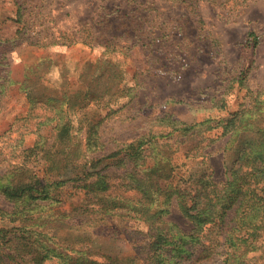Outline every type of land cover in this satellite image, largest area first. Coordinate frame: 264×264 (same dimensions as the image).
<instances>
[{"label": "rangeland", "instance_id": "rangeland-1", "mask_svg": "<svg viewBox=\"0 0 264 264\" xmlns=\"http://www.w3.org/2000/svg\"><path fill=\"white\" fill-rule=\"evenodd\" d=\"M0 36L9 40L0 50L6 51L3 57L15 80L0 95V174L19 167L58 181L44 205L35 207L40 211L33 210L36 222L44 225H33L37 234L32 239L48 242L49 235L63 246L88 250L98 261L106 256L146 257L153 232L166 235L171 246L179 241L177 235L192 230L174 199L162 218L165 223L156 217L105 214L93 192L63 176L82 172L78 164L86 159L166 134L168 118L186 123L209 119L210 129L205 125L188 137L175 133L167 146L145 145L135 163L111 165L113 159L103 158L102 165L111 195L136 197L135 190L124 186L130 174L151 168L169 151L177 164L185 154L196 153L187 160L193 167L191 183L201 171L221 187L225 168L260 137L264 0H0ZM24 76L27 84L20 86ZM235 111L247 113L243 118L251 127L224 131L217 122ZM57 117L68 124L65 142L56 137ZM36 143L50 146L46 161L43 151L30 153ZM61 148L79 150V155L65 168L47 172L48 160L65 164ZM188 200L186 196V204ZM12 204L0 195V207L8 210ZM8 224L0 220V226ZM218 229L217 224L204 229V243L210 247L196 246V264H221L225 248L216 246L223 241ZM254 239L249 236L236 249L235 258L243 260L229 262L264 264V248L252 247ZM44 264L59 263L50 259Z\"/></svg>", "mask_w": 264, "mask_h": 264}, {"label": "trees", "instance_id": "trees-1", "mask_svg": "<svg viewBox=\"0 0 264 264\" xmlns=\"http://www.w3.org/2000/svg\"><path fill=\"white\" fill-rule=\"evenodd\" d=\"M19 10L20 7L17 8L16 14ZM250 35L252 36L253 33H249ZM8 41L0 36V47ZM5 52L0 50V95L9 90L10 85L15 84V80L10 76L8 63L3 57ZM27 71L28 68L25 72ZM26 84L27 80L24 76L19 85ZM41 87L43 88L42 85ZM240 112L235 111L230 119L223 123L218 121L217 124L220 123L224 131L229 130L232 131L231 133H236L239 129H248L251 127L250 123L243 118L247 113ZM208 122L209 119L186 123L168 118L167 125L171 128L166 134L130 142L106 157L86 159L78 164L82 165L80 175L78 173L72 177L63 176L80 181L79 187L93 192L94 197H98L97 205L105 214L132 215L138 219L156 217L158 222L165 223L162 218L168 214L171 200L174 199L182 214L192 224L190 232H182V235L176 236L178 242H173L170 246L167 244L166 235L153 232L150 240L151 249L146 257L139 259L133 255L106 256L103 261H98L90 257L88 250L75 249L70 244L63 246L49 235L45 239L48 242H43L39 236L32 239L33 232L37 234L33 225L37 228L44 225L36 222L38 217L32 215L33 210L44 205L42 201L49 198L50 188L57 185L58 181L49 182L50 180L44 176L16 167L0 174V195L13 203L8 210L0 207V220L9 221L8 225L0 226V263L8 264L11 261L14 264H44L46 260L56 259L59 264H182L190 259L191 262L188 264H196L194 261L196 246H202L203 250L210 247V243H204L207 239L203 232L210 224L219 225L220 235L222 233L223 241L216 244L225 248V252H220L221 264H233L229 262L232 259L237 262L243 260L242 257L235 258L238 256L236 249L240 248V243L246 241L249 236L257 237V240L251 242L252 247H255V244L257 248L263 249L264 234L260 232L264 231V139L260 138L264 134V126L256 128L260 135L258 141L243 147L238 158L230 167L225 168L227 176L221 187L215 184L210 173L201 171L199 180L196 179L191 183L194 178L193 167L189 166L187 160L188 157H195L196 153L190 156L185 154L184 160L177 164L172 151H169L167 156L157 160L151 168L139 175H129L130 181L124 186L135 190L138 196L111 195L112 193L109 192L110 184L106 181L103 158L113 159L111 165L135 163L141 158L145 145L160 143L167 146L166 140L175 133L178 136L188 137L201 131L205 125L207 129L214 127ZM67 127L68 124L62 122L60 117L56 118L54 129H56V137L62 142L69 140L67 136L62 138L68 131ZM87 143L96 145L97 142L89 140ZM30 151H34L30 153L35 156L43 151L44 154L41 156L46 161L50 155V146L44 147L36 143ZM58 152L64 153L65 164L59 165L60 161L56 158L48 160L45 163L47 172L65 168L69 160L72 161L79 155V150L69 153L67 149L61 148ZM201 156L207 157L205 153ZM64 173L66 172L60 173L59 176ZM92 178L93 180H90ZM62 181L64 180L60 182ZM186 196L189 197L187 204ZM38 211L40 210L35 212ZM38 235H42V231H38ZM152 242L154 248L151 246Z\"/></svg>", "mask_w": 264, "mask_h": 264}]
</instances>
